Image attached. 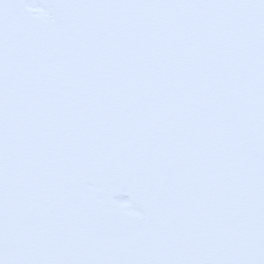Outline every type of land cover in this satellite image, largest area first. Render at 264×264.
<instances>
[{
    "label": "snow or ice",
    "instance_id": "obj_1",
    "mask_svg": "<svg viewBox=\"0 0 264 264\" xmlns=\"http://www.w3.org/2000/svg\"><path fill=\"white\" fill-rule=\"evenodd\" d=\"M0 264H264V0H0Z\"/></svg>",
    "mask_w": 264,
    "mask_h": 264
}]
</instances>
